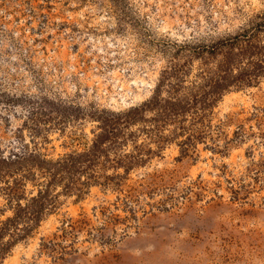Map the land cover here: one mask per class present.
Listing matches in <instances>:
<instances>
[{"label": "rangeland", "instance_id": "obj_1", "mask_svg": "<svg viewBox=\"0 0 264 264\" xmlns=\"http://www.w3.org/2000/svg\"><path fill=\"white\" fill-rule=\"evenodd\" d=\"M253 23H264V0H0V157H26L25 196L52 178L37 162L87 150L104 111L155 94L199 98L213 77L221 93L187 145L188 130H171L188 114L155 131L166 138L156 152L145 130L158 105L145 111L124 128L134 134L124 148L155 152L117 186L88 177L111 168L64 175L0 264H264V75L225 88L223 54L201 49ZM12 179L0 162V220Z\"/></svg>", "mask_w": 264, "mask_h": 264}, {"label": "trees", "instance_id": "obj_2", "mask_svg": "<svg viewBox=\"0 0 264 264\" xmlns=\"http://www.w3.org/2000/svg\"><path fill=\"white\" fill-rule=\"evenodd\" d=\"M222 45L223 47H221ZM201 49L211 52L213 57L219 53L223 54L217 71L219 72L220 80L222 79L221 85H224L225 88L230 86L238 88L242 85L244 86V84L249 85L264 75V23H253L250 28L221 40L218 44L207 46V48L202 46ZM209 79V81L207 80L208 82L206 81L207 83L205 82L208 87L203 85V94H200L199 98H196V94H199L198 89H193L195 93L191 97L187 95L186 97L169 98L165 99L164 103L155 94L141 105L131 107L126 111H104L106 117L99 122L102 124L100 126L101 131L93 139L87 150L79 154H65L54 163L46 159H41L37 162V164L39 163L37 165L39 169L45 170V165L52 169V178H49L42 187H39L35 195L25 196L22 187L28 176H23L20 163L26 164V157L14 154L11 161L0 157L2 159L0 160L2 167L7 168L8 175L13 176L11 183H8L2 189L5 192L7 208L11 211V215L0 220V262L19 241L20 231H24V235L27 234L33 226L39 223L40 219L48 211L47 208L54 205V197L51 196V190L56 184H61L64 180V175H70L74 172L78 176V174L80 175L83 172L87 173L88 170L92 172L95 167L103 173L106 169L111 168L113 171L111 175H96L93 172L89 173L88 177L93 182H96L98 177H107L106 183L108 185L117 186L121 182V178L130 169L144 163L146 158L155 152V149L143 150L140 144H136L130 151H126L124 146L127 145L129 139L132 140L134 134L130 133L127 137H123L125 135L123 130L128 127L127 125L130 126L133 123L147 121L143 117V113L153 106L158 105L156 108L157 117L149 120L153 122L152 127L150 130H145V132H148L151 139L155 140L157 145L156 152L160 150L162 142L166 139L156 132L160 133L165 125H169L170 121H175L174 118L177 119L180 115L188 114L190 123L188 126L178 125L177 130L179 132L171 130V135L186 133L188 130L187 136L181 143L184 145L191 143L190 141L195 138L193 132L195 122L197 120L202 121L201 116L206 114L217 97L221 95L218 91L220 89H217L213 84L217 82L218 77ZM189 92L191 93L192 90ZM199 109L202 112L200 117L197 116ZM139 131L143 132L141 129ZM202 137L200 134L199 139ZM101 154L104 156L103 160H99ZM5 162L6 165L4 164ZM118 168H121L124 173H117ZM18 174L21 177L20 179L17 177ZM70 184H72L70 181L63 184L62 191H72L73 188ZM1 211L3 209H0Z\"/></svg>", "mask_w": 264, "mask_h": 264}]
</instances>
